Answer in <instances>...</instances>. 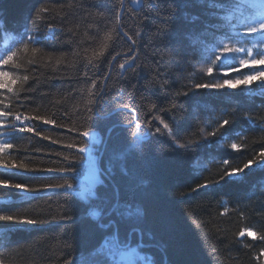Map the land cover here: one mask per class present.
Segmentation results:
<instances>
[{
  "label": "trees",
  "instance_id": "1",
  "mask_svg": "<svg viewBox=\"0 0 264 264\" xmlns=\"http://www.w3.org/2000/svg\"><path fill=\"white\" fill-rule=\"evenodd\" d=\"M40 6L49 9L45 21L39 25L28 22L27 18ZM118 7L119 0H0V21L3 22L0 24V55L6 48L15 49L26 29L42 37L38 45L42 52L37 55L36 63H28L32 59L29 48L27 52L20 51L19 60L14 61L20 68L12 69L17 75L31 77L27 95L32 99L26 105L27 110L49 116L55 113L56 118L67 110L72 114L69 126L87 127L83 110L90 100L96 101L91 107L95 109L92 128L102 136L97 151H101L99 167L111 161L119 174L120 164L126 163L129 171L137 176L147 209L146 227L154 237L149 241L145 236L144 242L159 244L163 251L155 247L137 250L140 255H151L153 264H165V258L166 264H257L254 256L264 248V241L239 237L238 233L241 228H251L258 235L264 234V169L250 168L242 180L222 181L188 196L174 197L172 193L189 192L199 183L218 179L224 159H228L232 167H242L264 148V131L243 115L245 111L251 112L257 123L264 119V107H261L264 97H250L247 90L241 89H224L218 94H209L204 89L193 91L187 97H179L180 106L189 111L177 113L179 118L173 122L169 111L159 109H170L176 92L209 79L197 71L206 66L197 63L199 46L192 44L203 27L202 21L207 18V6L197 0H140L139 3L125 0L122 22L116 19ZM192 16L200 19L189 23ZM166 21L170 28L162 29ZM49 23L54 29L51 34H48ZM119 27L129 35L141 33L131 52V41L122 38ZM8 33L14 37L7 45H2ZM177 36L181 39L179 55L173 39ZM102 49L103 55L98 56ZM132 59L135 73L133 69L120 68V64ZM248 71L243 69L245 73ZM231 75L234 77L237 73ZM165 80L168 83L166 91L162 92ZM101 89L107 94L103 99L90 92ZM117 93H122V102L130 107L143 103L140 123L144 122L151 103H156L157 110L150 115L160 114L173 124L175 134L182 141L200 139L223 119H230L232 123L220 130L222 135L202 141L188 151L173 146V151L153 160L152 156L160 147L170 143L167 133L150 142H136L131 136L132 129L125 127L128 114L114 102ZM24 95L21 93V98ZM142 97L147 99L142 100ZM0 101L9 103L6 94H0ZM13 104L16 110L18 101L14 100ZM35 123L45 134L66 131ZM64 140L68 142V137ZM10 142L17 145L12 155L27 158L33 167L59 165L61 158L47 155L48 150L68 151L27 133L18 134ZM232 142L244 147L232 150L228 146ZM35 148L43 151L36 152ZM34 175L17 173L3 178L32 186L60 182L58 177L37 181L32 179ZM97 191L103 189L97 185ZM34 195L37 198L27 202L13 195L14 203L5 204L6 210L10 208L20 215L45 222L23 225L19 230L13 228L0 238L3 264H63L72 257L89 256L100 245L102 238L94 232L91 220L80 219L95 208L94 202L85 203L79 197H66L62 192L56 195L41 191ZM8 199L0 193V200ZM65 199L70 202L69 214L76 218L75 223L61 219L65 209L60 205ZM3 231L0 228V232ZM120 238L124 240L123 230ZM136 243L133 239L132 246ZM245 244L252 247L246 248Z\"/></svg>",
  "mask_w": 264,
  "mask_h": 264
},
{
  "label": "snow or ice",
  "instance_id": "2",
  "mask_svg": "<svg viewBox=\"0 0 264 264\" xmlns=\"http://www.w3.org/2000/svg\"><path fill=\"white\" fill-rule=\"evenodd\" d=\"M131 2L136 3L137 0H131ZM197 2L206 4L207 12L205 15L207 18L202 21L203 27L197 37L192 40V44L199 46L197 63L206 66L198 68L197 71L209 79L205 82H195L183 92H176L170 109H159L160 112L169 111L173 122L179 118L177 113L187 114L189 111L180 106L179 97H187L193 91L204 89L209 94H218L224 89H241L242 91L247 90L250 97L255 95L264 97V4H258L257 0H197ZM124 11V0H119V7L116 10L117 21L122 22ZM48 12L47 7L40 6L27 20L32 24L39 25L45 21ZM184 15L187 16V13ZM199 19L198 16H192L189 23ZM2 23L0 21V24ZM161 28L169 29L170 24L166 21ZM48 31H54L51 23L48 24ZM121 35L122 38L131 41L130 52L138 44L141 37L139 31L134 35H129L127 31H122V29ZM41 39L42 37L32 34L30 30L26 29L16 42L17 47L15 49L6 48L4 53L0 55V94H6V98L9 100L7 104L0 101V105H2L0 106V193L9 197L7 201L0 200V228L4 229L3 232H0V238L10 233L13 228L19 230L23 225H36L45 222L38 218L20 215L10 208L6 210L5 204L14 203L11 199L13 195L18 197L21 202H27L36 199L34 194L41 191L56 195H60L62 192L66 197L76 196L85 203L89 200L95 203V208L88 211L80 219H90L94 232L99 233L102 238L100 245L89 256L72 257L66 259L63 264H153L151 255H140L137 251V249L145 247H155L163 251L159 244L146 245L144 242L145 236L149 241L153 240L154 237L152 231L146 227L147 209L142 202L143 193L137 176L129 171L126 163L120 164L119 174L111 161L103 168L98 167L97 157L94 153L98 151L97 146L100 144V140L92 128L95 109L91 107L96 101L90 100L89 106L83 110L87 127L76 124L69 126L72 114L68 113L67 110L59 118H56L55 113L49 116L41 115L39 111L29 112L27 110L26 105L32 99L27 95L31 77L29 75H17L12 69L20 68V64L14 61L19 60L18 53L20 51L27 52L29 48L32 59L28 63L29 65L36 63L37 55L42 52V49L38 47ZM173 39L179 55L181 39L179 36ZM97 55H103V49ZM134 64V59L126 60L120 64V68L127 67L133 69L135 73ZM5 68L8 70H4ZM245 68L249 69L247 73L243 72ZM232 73H237V75L233 77ZM157 75L160 73L157 72ZM167 83L165 80L164 84L161 85L162 92L166 91ZM96 87V81H93V88ZM90 92L94 97L100 99L107 95L103 89L97 92L90 90ZM21 93L25 94L22 98ZM121 96L122 93H117L114 102L121 111L128 114L125 127L132 129L131 136L136 142H150L154 138L164 137L167 133L166 138L170 143L167 147L161 146L158 152L152 156L153 160L165 152L173 151V146L188 151L190 147L199 145L202 141H209L210 138L222 135L220 130L232 123L230 119H223L200 139L182 141L175 134L173 124L166 122L160 114L150 115L154 110H157L156 103H151L148 112L145 114L144 122L140 123V110L143 108V103L130 107L129 104L122 102ZM146 99L147 97H142V100ZM14 100L18 101V105H15L16 110H13ZM234 111L237 110L234 109ZM243 115L246 120L252 121L256 128L264 131V119L257 123L251 112L245 111ZM35 122L51 125L55 129H66V131L56 135L45 134L39 130V125ZM200 131L203 133L204 129H200ZM25 133L32 137L50 141L53 145H60L62 149H67L66 152L57 150L46 152L47 155L61 158L59 165L33 167L30 166L31 161L27 158L13 156V150L17 149V145L10 141L16 138L18 134ZM64 137H68V142H65ZM228 146L235 151L244 147L243 144L236 142H232ZM34 150L36 152L43 151L41 148ZM121 159L123 160V157ZM81 168L87 170L85 173L89 177L87 183L82 179L79 183L75 182L77 173ZM250 168L264 169V148L244 162L242 167H232L230 161L224 159L222 172L218 175V179L199 183L189 192H177L172 193V195L184 197L190 195L191 192L209 188L222 181L242 180L243 174ZM17 173L36 174L32 179L37 181H50L58 177L60 182L40 183L38 186H32L28 183L14 182L3 178L5 175H16ZM97 185L103 189L102 192L97 191ZM60 207L65 209V214L61 219L75 223L76 218L69 214V200L65 199L64 204ZM225 212H227V208H225ZM121 230L124 232V240L120 238ZM238 236H247L253 240L264 241V234L258 235L251 228H241ZM133 239L137 241L135 246H132ZM245 247L251 248L252 245L245 244ZM261 258H264V248H261L259 254L254 256L257 264H264V260ZM0 264H3L2 260H0Z\"/></svg>",
  "mask_w": 264,
  "mask_h": 264
},
{
  "label": "rangeland",
  "instance_id": "3",
  "mask_svg": "<svg viewBox=\"0 0 264 264\" xmlns=\"http://www.w3.org/2000/svg\"><path fill=\"white\" fill-rule=\"evenodd\" d=\"M257 1H263V4H264V0H257ZM48 32H49V31H48ZM51 33H52V32H49L48 34H51ZM93 131H94L95 133H97V138H98V139L100 140V142H101L102 136H101L100 132H99L98 130H96V129H93ZM98 146H99V145H98ZM98 146H97V147H98ZM94 155L97 157V164H98V153L96 152V153H94ZM98 167H99V164H98ZM86 171H87V170H86L85 168H81V169H80V171L77 173V180H76V183H79L81 179L84 180L85 183H87L89 177H88L87 175H85ZM137 251H138V250H137Z\"/></svg>",
  "mask_w": 264,
  "mask_h": 264
},
{
  "label": "water",
  "instance_id": "4",
  "mask_svg": "<svg viewBox=\"0 0 264 264\" xmlns=\"http://www.w3.org/2000/svg\"><path fill=\"white\" fill-rule=\"evenodd\" d=\"M138 3L140 2V0H138L137 1ZM124 5H125V0H124ZM137 6V5H136ZM119 30H120V32H121V28L119 27ZM100 154H101V151L99 152V154H98V161H99V158H100Z\"/></svg>",
  "mask_w": 264,
  "mask_h": 264
}]
</instances>
